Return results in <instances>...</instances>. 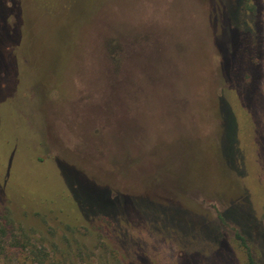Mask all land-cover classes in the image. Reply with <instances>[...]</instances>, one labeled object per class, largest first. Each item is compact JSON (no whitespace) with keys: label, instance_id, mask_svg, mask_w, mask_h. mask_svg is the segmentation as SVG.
Segmentation results:
<instances>
[{"label":"rangeland","instance_id":"obj_1","mask_svg":"<svg viewBox=\"0 0 264 264\" xmlns=\"http://www.w3.org/2000/svg\"><path fill=\"white\" fill-rule=\"evenodd\" d=\"M226 3L0 0V143L17 178L8 196L0 149V264H247L236 234L264 264V54L237 140L217 101ZM37 148L51 161L33 167ZM100 213L115 225L86 215Z\"/></svg>","mask_w":264,"mask_h":264},{"label":"trees","instance_id":"obj_2","mask_svg":"<svg viewBox=\"0 0 264 264\" xmlns=\"http://www.w3.org/2000/svg\"><path fill=\"white\" fill-rule=\"evenodd\" d=\"M226 2V9L228 10V16L230 17V19H227L226 21L228 22L227 28L231 32V41L227 51L223 53L221 57L223 61L221 62L220 71L222 75L220 77L223 85L221 87V98L217 99V101L219 102V109H221L223 104L225 103L226 107L231 113L233 117L232 119L234 120L233 123L236 126L235 131H238L236 135V139L238 140L242 132H244L245 128L242 116L247 115L249 104H252L250 100H255V93L257 92L256 90L259 86V81H261L260 72L262 71V61L264 54V0H226ZM215 21L220 26H222L224 20L217 17V20L215 19ZM127 42L129 43V41ZM130 47L131 45L127 44L125 51L123 50V55L125 53L128 54L129 50L134 51L135 49H137H132ZM139 48L140 47H138V49ZM121 61V59L117 60V66H115L116 63L114 64L115 60L113 62L111 61L113 66L112 69H120ZM244 76L245 78L249 79V83L244 84L242 79L240 81V77ZM226 84H228L227 87L225 86ZM236 90H239L241 92V96L243 97L241 98V101L237 100L236 98ZM256 104L257 103L255 102V105ZM0 145H3L4 147H0V149L7 151V147L4 144L0 143ZM26 146L24 147L25 152L30 153L31 148L33 147L31 145H28V148H26ZM7 152L10 153L11 150H8ZM42 153L43 152H41L39 149L38 152H36L35 157H29L30 159H26V161L30 160V163L33 165V167H40L44 163L51 161L49 159L41 157ZM10 154L11 158L9 161L10 164L8 175L5 178V181L9 183L10 187H6V185L3 186V191L6 192L8 196H15L13 189H15L17 186V178L14 174H11L15 152L13 151ZM12 176L14 177L13 181H11ZM14 185L16 186L14 187ZM61 194L63 200L68 199L70 205L73 204L79 207L81 206L82 202H79L72 193L69 192V194ZM31 206H33V204H31ZM86 215L88 216L87 218H92L91 220H93L94 218L97 220L102 219L115 225L110 216L107 214L100 213ZM236 239L240 241L241 246L244 250L246 263L261 264L258 262L253 250L249 247L246 237H244L242 234H236ZM34 256L39 258L37 253H35Z\"/></svg>","mask_w":264,"mask_h":264}]
</instances>
